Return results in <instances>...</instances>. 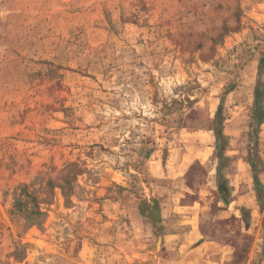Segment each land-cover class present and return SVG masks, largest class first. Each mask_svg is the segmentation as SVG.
I'll return each instance as SVG.
<instances>
[{"label": "rangeland", "instance_id": "rangeland-1", "mask_svg": "<svg viewBox=\"0 0 264 264\" xmlns=\"http://www.w3.org/2000/svg\"><path fill=\"white\" fill-rule=\"evenodd\" d=\"M0 264H264V0H0Z\"/></svg>", "mask_w": 264, "mask_h": 264}, {"label": "trees", "instance_id": "trees-1", "mask_svg": "<svg viewBox=\"0 0 264 264\" xmlns=\"http://www.w3.org/2000/svg\"><path fill=\"white\" fill-rule=\"evenodd\" d=\"M26 188V185H23L22 187H21V190H23V189H25ZM20 194H21V191H20V193L18 194V196H20ZM19 199V198H18ZM18 199H16V201H15V206H16V209L17 210H21L22 208H21V204H22V201H18ZM36 215H38V216H41L42 215V212H41V210L37 207V210H36Z\"/></svg>", "mask_w": 264, "mask_h": 264}]
</instances>
